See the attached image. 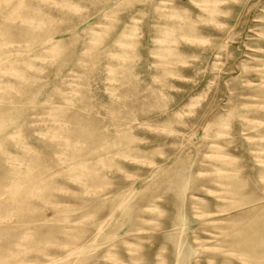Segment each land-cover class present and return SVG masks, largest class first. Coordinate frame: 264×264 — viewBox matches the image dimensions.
Listing matches in <instances>:
<instances>
[{
	"label": "rangeland",
	"instance_id": "374dc122",
	"mask_svg": "<svg viewBox=\"0 0 264 264\" xmlns=\"http://www.w3.org/2000/svg\"><path fill=\"white\" fill-rule=\"evenodd\" d=\"M203 4L0 0V264H264V0Z\"/></svg>",
	"mask_w": 264,
	"mask_h": 264
},
{
	"label": "bare ground",
	"instance_id": "6f19581e",
	"mask_svg": "<svg viewBox=\"0 0 264 264\" xmlns=\"http://www.w3.org/2000/svg\"><path fill=\"white\" fill-rule=\"evenodd\" d=\"M190 1L197 3L199 0H190ZM200 1L206 3L203 5H198L200 10H202V11L204 10L209 15H213V14L218 13L220 11H224L220 4L224 3L226 0H200ZM168 25L172 26V23L168 24ZM178 26L176 24V26L174 25L172 28L169 27V28L162 29V32L165 33L164 38L157 39L156 45L154 47H152V50L154 52H157L161 57V59L156 61L159 66L168 65L172 61L170 59V57L176 53L174 40H175L176 36L178 35V33H176L177 32L176 29ZM28 30L29 31H25L24 33L19 34L20 37L29 38L28 40H26V43H35V42L41 40L40 35L37 36V34H34L32 29H28ZM179 35H181V34H179ZM48 40L49 39H47V41ZM152 50H150V51H152ZM262 72L264 73V70H262ZM262 83H264V82H262ZM262 112H264V111L262 110ZM14 173H15L16 177L13 178V180L16 181L15 182L16 184L17 183L20 184L19 182L28 181L30 179V178H26V176H25L26 174H24L25 173L24 171H23L24 176H21L20 172H18V171H14ZM79 174L81 175V172ZM74 178H76V180H78V181L83 180L80 176H75ZM92 179H94V178H92ZM49 185H51V182L48 183V182H45L42 180L34 181V182L31 181L27 186H24L18 190L16 189L15 191H12L10 194L12 197H14L17 194H22V198L17 199V201H15V199H12V201H10V206H13V204H15V202H18L17 206L19 208H21L20 211H22V207L24 205L26 207H27V204L30 205V203H28L29 202L28 199H29V197H33V196L39 197V200L42 203V204L40 203V205L41 206L43 205V207L47 204L54 203L51 200L52 199L51 194L53 192H52V189L50 188ZM8 210H6V212H5L6 214L4 216H0V222L3 220V218L6 215L11 214V211H8ZM53 238H55V237H53ZM43 240L46 242L47 241L49 242L51 240V237L49 235H46V237Z\"/></svg>",
	"mask_w": 264,
	"mask_h": 264
}]
</instances>
